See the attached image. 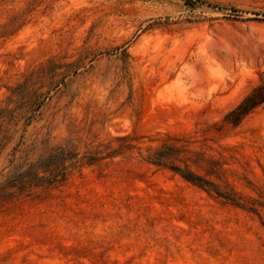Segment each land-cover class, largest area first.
Listing matches in <instances>:
<instances>
[{
    "label": "rangeland",
    "instance_id": "374dc122",
    "mask_svg": "<svg viewBox=\"0 0 264 264\" xmlns=\"http://www.w3.org/2000/svg\"><path fill=\"white\" fill-rule=\"evenodd\" d=\"M263 77L264 0H0V264H264Z\"/></svg>",
    "mask_w": 264,
    "mask_h": 264
},
{
    "label": "trees",
    "instance_id": "16d2710c",
    "mask_svg": "<svg viewBox=\"0 0 264 264\" xmlns=\"http://www.w3.org/2000/svg\"><path fill=\"white\" fill-rule=\"evenodd\" d=\"M264 104V77L260 79L259 83L255 85L252 90L244 96V98L239 102V104L232 109L226 116V120L231 123L232 125H237L246 115L249 113L255 111L257 108L261 107ZM156 159H159L157 155ZM159 161V160H156ZM178 169V168H177ZM183 177H185L187 180L192 181L199 186H205V185H213L208 180L204 179L200 175L194 173L191 170H184L181 172ZM216 192L219 195H222L228 199H232L226 194H223L222 192Z\"/></svg>",
    "mask_w": 264,
    "mask_h": 264
}]
</instances>
